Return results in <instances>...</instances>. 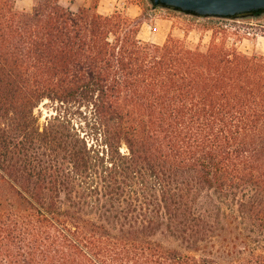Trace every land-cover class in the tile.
Listing matches in <instances>:
<instances>
[{
  "label": "trees",
  "instance_id": "16d2710c",
  "mask_svg": "<svg viewBox=\"0 0 264 264\" xmlns=\"http://www.w3.org/2000/svg\"><path fill=\"white\" fill-rule=\"evenodd\" d=\"M95 7L0 0V264H264V54Z\"/></svg>",
  "mask_w": 264,
  "mask_h": 264
},
{
  "label": "rangeland",
  "instance_id": "374dc122",
  "mask_svg": "<svg viewBox=\"0 0 264 264\" xmlns=\"http://www.w3.org/2000/svg\"><path fill=\"white\" fill-rule=\"evenodd\" d=\"M70 9L78 11L96 3V11L102 15L121 13L130 18L142 20L137 33L144 41L161 44L168 35L184 41L185 44L205 51L210 44L212 33L227 46H234L245 54H264V14L245 19L213 18L206 24L205 18L194 20L189 15L165 8H153L148 0H58ZM19 10H30L34 0H14ZM212 26V29L205 27ZM47 102L46 100L43 102ZM41 103L40 122L54 112Z\"/></svg>",
  "mask_w": 264,
  "mask_h": 264
},
{
  "label": "water",
  "instance_id": "95a60500",
  "mask_svg": "<svg viewBox=\"0 0 264 264\" xmlns=\"http://www.w3.org/2000/svg\"><path fill=\"white\" fill-rule=\"evenodd\" d=\"M161 7L199 18L245 19L264 14V0H148Z\"/></svg>",
  "mask_w": 264,
  "mask_h": 264
}]
</instances>
